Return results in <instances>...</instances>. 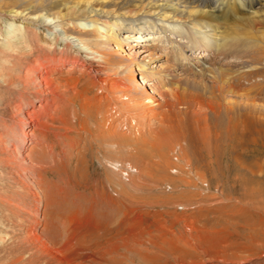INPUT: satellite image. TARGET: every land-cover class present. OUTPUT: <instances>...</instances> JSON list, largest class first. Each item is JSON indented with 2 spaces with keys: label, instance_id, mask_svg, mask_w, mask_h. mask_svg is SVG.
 <instances>
[{
  "label": "bare ground",
  "instance_id": "obj_1",
  "mask_svg": "<svg viewBox=\"0 0 264 264\" xmlns=\"http://www.w3.org/2000/svg\"><path fill=\"white\" fill-rule=\"evenodd\" d=\"M10 12H13L14 15L18 13L21 15L24 13V9L20 11L11 9ZM36 16L41 19L42 23H35V25L33 23L34 26L32 29L36 36L37 33L42 32L45 38L47 37V41L45 38L37 36L38 41L40 40L42 43L37 41L38 44L34 43V46L31 44L25 45L28 47V51L33 52L36 50V53L33 55L30 54L31 57H29L26 63L25 70L17 77L18 82L25 88H33L32 92L36 93L35 97H37L39 101L38 106L40 107L45 108L48 105H52L51 108L55 112L58 111L56 109L62 108L59 110L60 113L66 111V108L69 107L70 109L68 108L69 110L67 112H70V114H68V119L70 120L71 115H74V112L71 113L74 108L69 102L73 99L74 101L76 100L75 105L78 106L80 113H84L86 116L95 115V130L92 129L93 131L90 135L94 137L93 139H96V141H100L101 139L104 140L105 138V141L108 142L104 144L123 147V149L126 147L131 148L130 144L134 140L128 138L127 133H133L130 129L135 131V134H133L135 142L140 141L143 144H141L142 149L140 147H135V152H132L131 158L134 164L139 165V163H142L144 169L148 167L160 169V176L163 178L167 176L168 171L173 172V170H175L174 172L176 174L182 175L186 171L188 172V170H185L186 168L192 170L194 165L190 162V158L184 154V147H190L189 149L192 148L194 152V142L197 138H193L192 129L188 128L189 125H187L188 121L194 122L195 126L192 124V128L193 126L194 128H196V126L201 127V132H199L197 136H200V141L208 146H210L209 141H212L209 140V137H212L210 135L216 137L219 135L220 129H222L221 132L226 139L224 143H226L229 152L232 154L235 153V149L237 148L236 145L241 142L240 136L247 130V124L253 125L256 134H260L259 128L262 127L261 125L258 127L260 121L257 123L254 117H248L247 115H241L242 117L239 116L242 118L241 120H239V117L236 118V116H234L235 114H232L233 116L230 115L231 112H233V106H235L231 104L232 101L228 102L231 99L230 97L226 103H222L225 93L227 94L230 92L238 94V87L228 80L226 71L222 75L216 74L211 70L214 67L212 68L207 61H205L203 67L200 66L198 70L202 75H211V80L213 81L212 87L209 90L210 95L208 97L209 100L206 102V106L212 114H215L214 117L217 116L219 119H217V121L214 118L216 122L210 124L207 122V114H196L194 110V98L192 100H190V98L186 99L180 95L182 94L181 92L177 93L169 89L168 84L172 82L174 77L179 78L187 73L174 65L162 64L160 62L156 64L155 59L160 60L162 58V56L159 55V51H165V47L172 48L174 44L180 45L178 43L180 40L183 41V44L185 43L184 46L188 49V57H191V54L195 53L194 50L201 51L203 48L212 49V45L215 46V41H218L220 55L224 56L228 55V53L234 54L238 58H243L244 60V63L240 62L238 65H235V70L229 72L228 75H234V72L240 70L246 81L249 78H260V75H264V0H55L48 10H41ZM38 27L43 28V31H40ZM51 28H54V30ZM58 30L59 32H57ZM122 30H126V32L120 35V31ZM72 31L79 33V35L74 34L75 32ZM82 33L90 36L87 38L81 37L80 34ZM34 39L36 40L35 37ZM132 41L135 42L132 43ZM124 45L130 46L131 49L137 47L139 49V54L125 53L127 50ZM154 46H156V48H154ZM11 49L12 48H10V50ZM19 50L22 51V47ZM147 50H150V52L148 54L146 52L147 55L139 59V56ZM12 51H16V49ZM170 51V49L167 50V53ZM215 51H218L217 45ZM172 55L174 56V54ZM206 55H208V53ZM210 56H214V53L211 52ZM175 57L178 56L175 55ZM197 58L199 60H197L195 64L201 63V55L197 56ZM66 66L65 75L59 77L55 76L61 73L63 67L66 68ZM78 67V74L73 75ZM137 71H140L141 80H144L142 78L145 77L153 81V83L144 82V86L140 85L138 83L139 78H134V74ZM220 72H222L221 69ZM261 77L263 78V76ZM226 82L230 83L226 84ZM82 84H86V86H83L84 88H82V90H78V86H82ZM146 85H150V87ZM260 86L259 83H252L246 86V88L243 87V92H259ZM138 87H141L142 90L138 89ZM24 93L25 92H19V96L18 94L16 95L15 100L12 101L13 106H19L21 101H25L26 99V101L30 103L32 100L30 98L31 96ZM162 93L170 96V100L164 101L166 102L165 105L161 103L162 106L164 105L165 107L159 105L160 100L158 97H160ZM62 94L66 95V98H63L61 96ZM163 100L161 102H163ZM197 100L201 101L202 104L204 102L203 100ZM250 100L255 101L251 98ZM40 102H42V105H40ZM181 102H189L187 110L183 113L186 117L184 121L181 120L180 111L177 109V106ZM68 103L70 106H68ZM163 108L167 109L165 113L164 111L162 112ZM49 112L48 109H46V111H38V109L29 106V108H26L23 112L24 119L22 117L15 119L12 118L14 116H8L9 125L12 127L17 126L22 136L29 137L30 139H32L30 136H36L29 150L31 152H28L30 155L33 154L32 150L35 149L38 143L41 149V152H38L40 155L43 154V139L37 128L41 127L39 126L41 121L40 118ZM163 114L164 119L159 120L163 118ZM253 114L255 113L253 112ZM222 117L225 118L226 121L222 123V127H219L220 122H222L221 119H223ZM64 118L67 119L66 116ZM43 119L45 120V118ZM154 119H157L154 123L157 122L158 124L159 120L165 129L163 131L160 127L161 132L159 129V131L157 130L158 132H153L157 135L154 134L156 138H151L150 141L145 140L143 138L144 132L147 129H151L149 125L151 126V123L153 124ZM212 119L213 118H211V122L213 121ZM20 122H25L26 126H32L34 124L28 132V136L27 133L21 129ZM165 122L166 124H163ZM44 125H42V127H44ZM124 126L126 128L125 130L123 128ZM158 127L159 126H157V128ZM210 127H212V129ZM194 133L197 134L196 130ZM179 137H181V140ZM126 138L129 139V143L126 141ZM122 139L126 141V144L121 143L120 140ZM256 139V137L251 138L253 142H256ZM23 140H25V138ZM216 140L218 143V139ZM258 142L260 143L261 140ZM222 143L223 141L221 144ZM261 144L262 142L260 145ZM145 145L147 150H144ZM218 145L216 144L215 146L214 143L213 148L216 150ZM199 148H201V146ZM174 149H176V155L173 153ZM203 149L204 147H202V150ZM152 152L153 154L150 155ZM147 153H149V156ZM145 156L150 157V161L146 160ZM152 157L154 158L152 159ZM192 157L194 158V155ZM32 158H30V160L32 162L34 160V164L31 162V167L28 165L29 167L27 168L30 169L26 174L28 179L32 183H35L38 192L31 191L28 187L29 184L24 183V181L21 183L19 182V185L25 193L33 197V201H35V204H33L34 211L38 214V219L40 216L43 222L41 223V220H38L36 217L34 218V215L32 216L28 210L26 216L30 222L26 224L24 223V217H19L17 214L14 215L10 210L11 207L6 208L2 206L0 202V221L2 225L6 224L3 219H9V222H7L10 223L9 226L15 227V229L17 228L24 234L22 238H20V241H22L21 244L25 243L27 246L25 250L28 253V259L23 260L22 257L15 262L13 261V264H156L159 256L154 252L165 251L166 248L162 249V247L159 246L160 243H154V247L153 245H150V247L152 246L156 251L151 252L152 255L144 253L146 249L149 248L145 249L144 247L146 245L145 243H147L145 242L147 236L146 238L144 236L149 232H146L145 229H132L130 227L131 224L129 225L130 222L128 223V217H124V226H126L123 227L121 232V234L124 235L121 238L122 242L120 245L116 243L112 244L111 247H101L96 242L91 243L92 234L98 233L99 229H95V232L89 233L79 232L78 228L81 224H78L79 222L77 221L73 222L69 216L67 220L63 219L62 222L64 226L63 231L67 233V236L64 238L59 237L62 238L63 241L55 243L52 239H49L45 235V231H50L48 230L49 228L47 229L48 224L46 220L49 216L47 214V209L50 206V200H48L49 198L47 196L50 194V188L43 187L44 182H41L42 178L40 172L36 170L35 166L37 165L35 164L37 160ZM233 158L234 162L231 166H235L234 168L238 169V173L234 172L233 176L230 178L231 181L227 183L226 180H228L230 176L228 175L229 171H233V169L229 164L223 166L224 173L222 172L221 180H225L224 183L227 185H233L237 180L243 181V184L244 182L247 183V181H251L253 178L252 174L253 172L255 173L256 167L261 170V167H259L257 163H254L252 166H245L243 160L241 161L236 157ZM172 159H176L178 163H175ZM228 159L229 156L227 157V160ZM217 160L216 163L219 161ZM38 161H40L39 158ZM210 161L211 160L208 162ZM134 164V168L132 169L135 171L137 170V166ZM44 166L45 165H43V167ZM138 168H142V166ZM51 170L52 169H50V171ZM241 170H248L250 175L248 174L249 176H246L245 174L247 173H241ZM43 172L46 173L45 171ZM197 176L199 179H205L203 172L198 173ZM163 178L160 179L162 180ZM171 179L172 178L169 179V177H166L163 179V182L167 186L171 185L172 189L175 190L179 185L174 180L170 181ZM10 181L12 182V180ZM135 182L140 183L138 178ZM184 182H186L185 179ZM202 182L205 185L207 184L206 180ZM182 183L183 181L181 180V184ZM188 184L194 186V181L189 180ZM17 189L19 190V188ZM60 190L61 188H59V191ZM251 192L253 193L254 191L252 189L246 191L249 197L251 196ZM57 193L59 194L60 192ZM104 201L110 205L114 203L112 202V196L109 194H107ZM126 208L129 209V207ZM126 214L128 215L129 213L126 211ZM46 215L48 216L46 217ZM75 215L76 213L72 216L75 217ZM179 218L181 217L179 216ZM191 219V217L188 218V220ZM40 223L43 229H40ZM167 231L168 229L166 233ZM152 233L154 234V232ZM83 236L88 238L86 242L84 241L85 239L83 240ZM167 236H169V234H167ZM168 239H162L163 245L164 242L166 246L168 245V250L166 249L167 252H170V249L180 248L176 242H171L172 240L169 241ZM15 241L17 242V240ZM18 246L19 245L16 247ZM180 251H182L181 248ZM177 264H184V261L179 259Z\"/></svg>",
  "mask_w": 264,
  "mask_h": 264
},
{
  "label": "rangeland",
  "instance_id": "obj_2",
  "mask_svg": "<svg viewBox=\"0 0 264 264\" xmlns=\"http://www.w3.org/2000/svg\"><path fill=\"white\" fill-rule=\"evenodd\" d=\"M54 1L55 0H0V202L2 206L6 208L11 207L10 210L12 213L14 215L17 214L19 217H24V223L26 224L30 222L26 216L28 210L32 216L34 215V218L36 217L38 219V214L34 211L33 204H35V201H33V197L20 188L19 182L21 183L24 181V183L29 184L28 187L31 191L38 192L35 183H32L28 179L26 173L29 172L30 169L27 167L32 163L34 164V160L32 162L30 158L34 157L32 159H36L37 161L39 158L40 161L37 162L35 160V164H37L35 165L36 170L40 172L42 178L41 182H44L43 187L50 188V194L47 196L49 198L48 200H50V206L47 209V214L49 216L46 215V217L48 216L46 220L48 224L47 229L49 228L48 230L51 232L46 230L45 235L55 243L63 241V239L59 237L64 238L67 236V233L63 231L64 226L62 222L63 219L67 220L69 216L73 222L77 221L79 222L78 224H81L78 228L79 232L89 233L95 232V229H99L98 233L92 234L91 243L96 242L101 247H111L112 244L116 243L120 245L122 242L121 238L124 235L121 234V232L123 227L126 226H124V217H128V223L130 222L129 225L131 224L130 227L132 229H145L146 232H149L147 233L149 236L147 234L144 236L145 238L147 236V240H145L147 243H145L146 245L144 247L145 249L149 247L144 252L147 255H152L151 252L156 251L153 248L154 243H160L159 246H161L162 249L166 248L168 250V245L166 246L165 242V247L163 245V238H170L168 239L169 241L172 240L171 242H176L182 249V251H180V248L170 249L171 253L167 252L166 249L165 251L154 252L159 256L156 264H177L179 259L183 260L184 264H264V75H260V78H249L247 81L244 79L240 70L234 72L235 76L228 75L229 72L235 70V65H238L240 62L244 63V60L243 58H238L234 54L228 53V55H220L218 41H215L218 46L217 52L215 51L216 45H212V49L203 48L201 51L194 50L195 53L191 54V57L187 56L189 55L187 52L188 49L184 46L185 43L183 44L182 40L178 42L180 45L174 44L172 48L165 47V51H159L160 54H158L161 55L162 58L160 60L155 59L156 64L160 62L162 64L174 65L187 73L179 78L174 77L168 86L172 91L177 93L181 92L182 94L180 95L186 99L190 98V100H192L194 98V110L196 114H207V122L210 124L215 123V120L219 119L217 116L214 117L215 114H212L206 106V102L209 100L208 97L210 95L209 90L213 82L211 80V75H202L198 71L199 67H203L204 62L207 61L212 68L214 67V70H211L216 74L222 75L226 71L228 80L238 87V94L228 92L223 95L224 100H222V103H226L231 98L228 102L232 101L231 104L235 105L230 115L235 114L234 116H236V118L239 116L242 117L241 115L254 117L257 123L260 121L258 127H260V125L262 126L259 128L260 134H256L253 125L247 124V130L240 136L241 142L236 145L237 148L235 149V153L232 154L229 152L226 143H224L226 139L221 132L222 129H220L221 131L218 133L219 135L221 134L220 136L218 135L215 137L210 135L212 137H209V140L213 142L209 141L210 146H208L200 141V136H197L199 132H201V127L196 126V128H194V122L188 121L187 125H189L188 128L192 129L193 138H197L198 140L196 139L197 141L195 140L194 142V152L192 148L189 149L190 147H184V154L190 158V162L194 166L192 165V170L186 168L185 170H188V172L186 171L182 175L176 174L174 172L175 170H173V172H167L168 174L166 177H169V179L172 178L170 181L174 180L179 185L177 189L174 190L171 185L167 186L164 184L163 179L166 177L163 178L160 176V169L154 167L144 169L142 163H139V165L134 164L131 156L135 152V147L141 148V144H143L140 141L135 142L133 135L135 131L130 129L133 133H127L128 138L134 140L130 144L131 148L126 147L123 149V147L104 144L108 142L105 141V138L104 140L101 139V142L96 141V139H93L94 137L90 135V133L95 130V115L86 116L84 113H80L78 106L75 105L76 100H72L74 106L72 101L69 102L74 108L71 112H74V115H71L70 120L68 119V114H70V112H67L70 109L69 107V109L66 108V111L63 110V115L59 112L62 108L56 109L58 110L57 113L51 108L52 105H48L45 108L40 107L38 106L39 101L37 97H35L36 93L32 92L33 88H25L18 82L17 77L25 70L26 63L29 57H31L30 54L33 55L36 53V50L33 52L28 51V47L26 46L28 44L34 46V43L38 44L40 41H38L39 36L45 38L42 32L37 33V37L32 29L35 23H42L41 19L36 15L41 10H48ZM11 9L18 11L24 9V13L21 15H19V13L14 15L13 12H10ZM38 29L43 31L41 27H38ZM51 29L54 30V28ZM57 32H59V30ZM125 32L126 30L120 31V35ZM74 34L79 35V33L76 32ZM82 34H80V36L84 38L90 36ZM45 40L47 41V37ZM134 42L135 41H132V43ZM40 43H42V41H40ZM124 46L127 50L125 53L139 54V49L137 47L131 49L130 46ZM21 47L23 49L22 51L19 50ZM10 48L12 49L10 50ZM154 48H156V46H154ZM13 49H16V51H12ZM169 49L171 51L167 53ZM146 52L148 54L150 50L143 52L144 54L142 53L139 59L147 55ZM211 52L214 53L212 57L210 56ZM207 53L208 55H206ZM172 54H174V56ZM175 55L178 57H175ZM196 55H201L202 57L201 63L199 64H195V62L199 60ZM66 69L67 66L66 68L63 67L61 73L55 76L59 77L65 75L64 72ZM220 69L223 73L220 72ZM77 70H79V67L73 75L78 74ZM261 76H263V78ZM135 77L139 78L138 83L142 86H144V82L153 83V81L145 77L142 78L144 80H141L140 71L135 72L134 78ZM229 83L226 82V84ZM252 83H259L261 85L260 91L244 93L243 87L246 88V86ZM83 86H86V84L78 86V90H82V88H84ZM146 86L150 87V85ZM138 89L142 90L141 87H138ZM19 92H25L24 94L31 96L30 98L32 100L30 103H28L26 99V102L21 101L19 106H13L12 101L15 100L17 94L19 96ZM162 95L158 97L160 100L159 105L165 107L164 105L166 102L164 101L170 100V96L164 93H162ZM61 96L66 98L64 94ZM250 98L255 101L250 100ZM197 99L203 100V104ZM162 100L163 102H161ZM69 103L68 106H70ZM161 103L164 105L162 106ZM188 103L189 102H181L177 106V109L180 111L179 114H181V120L183 121L186 119L183 113L187 110ZM40 105H42V102H40ZM29 106L38 109V111H46V109L50 111L40 118L41 121L39 126L41 127L37 128L43 139H41L43 145V154L41 155L38 152H41L39 143L35 146V149L32 150L33 154L30 155L28 153L31 152L29 150L36 136H30L32 139L22 136L17 126L12 127L9 125L8 119L11 116H14L12 118L15 119L21 117L24 119L23 112L26 108H29ZM166 110V108H163L162 112L164 111L165 113ZM253 112L255 114H253ZM63 116H66L67 119ZM43 118H45V120ZM211 118H213L212 120L214 122H211ZM161 119H164V114L163 118L159 120ZM241 119L242 118L239 120ZM156 120L157 119H154L153 124L151 123V126L149 125L151 129H147L144 132L143 138L145 140L150 141L151 138H156L157 135L153 132H158L159 130L161 132V129L164 131L165 127L159 120L158 124L157 122L154 123ZM221 120L222 122H220L219 127H222V123L226 121L225 118ZM20 123L21 129L25 131L28 136V132L34 124L32 126H26L25 122ZM163 124H166V122ZM192 124H194V129L191 126ZM42 125H44V127H42ZM156 125L159 127L157 128ZM123 128L124 130L126 129L125 126ZM210 128L212 129V127ZM195 130L197 134L194 133ZM154 134L156 135L155 137ZM252 137L257 138L256 142L251 140ZM24 138L25 140H23ZM128 138H126V141L129 143ZM180 138L181 137H179V139ZM258 138L262 142L261 145V142H258ZM216 139H218L219 145ZM220 140L221 142L223 141L224 144H221ZM120 141L122 144H126L124 139ZM214 143L215 146L216 144L218 145L216 150L213 148ZM200 146L201 148H199ZM202 147H204L203 150ZM145 149L146 145L144 146V150ZM173 153L175 155L177 154L176 149L173 150ZM147 154L149 156V153ZM152 154L153 152L150 153V155ZM193 155L194 158L192 157ZM148 156H145V158L150 161V157ZM228 156L229 159L227 160ZM79 157L82 158L80 159ZM233 157L241 161L243 160L245 166H252L254 163H257L259 167H261V170L256 167V174L253 172V178L251 181H247V183L249 182L248 184L246 182L243 184V181L237 180L235 184L227 185L224 183L225 180H221V176L224 173L223 166L225 164L231 166L234 162ZM153 158L154 157H152V159ZM216 158H219L218 160L220 162ZM172 160L178 163L176 159ZM209 160L211 161L208 162ZM216 160L219 163H216ZM133 164L137 166V170L135 171L132 169L134 168ZM43 165L45 166L43 167ZM140 166H142V168H138ZM234 167L235 166L232 167L233 171H229L228 175L230 176L229 179L226 180L227 183L231 181L230 178L233 176V173L238 171V169ZM50 169L52 170L50 171ZM201 172H203L205 179L198 178L197 175ZM240 172H246V176L250 175L248 170H241ZM137 178L140 183L135 182ZM160 178L163 179L161 180ZM183 178L188 183L189 180L194 181V186L184 182ZM9 179L12 180V182ZM181 180L184 184H181ZM203 180L204 182L205 180L207 181L206 185L203 184ZM17 188H19V190ZM59 188H61L60 191ZM251 189L254 192H251V196L249 197L246 191ZM57 192L60 193L58 194ZM107 194L112 196V202H114L111 203L112 205L104 201ZM126 207H129V209ZM126 211L129 213L128 215ZM74 213H76L75 217L72 216ZM179 216L181 218H179ZM189 217L193 220H188ZM38 220H41V223L43 222L40 216ZM3 221L6 224L2 225L0 221V264H13V261L15 262L22 257L23 260H27L28 253L25 250L27 246L25 243L21 244L22 241H20V238H22L24 234L17 228L15 229V227L9 226L10 223H7L9 219H3ZM41 223L39 227L43 229ZM167 229L168 231L166 233ZM152 232H154V234ZM167 234H169V236H167ZM84 237L85 236H83V240L85 239L84 241L86 242L88 238ZM15 240H17V242ZM17 245L19 246L16 247ZM150 245H153V247H150Z\"/></svg>",
  "mask_w": 264,
  "mask_h": 264
}]
</instances>
